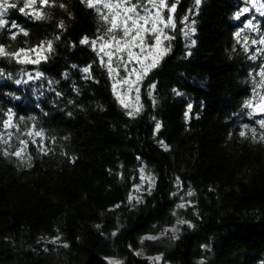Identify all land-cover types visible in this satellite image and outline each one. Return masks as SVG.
Instances as JSON below:
<instances>
[{"label": "trees", "instance_id": "16d2710c", "mask_svg": "<svg viewBox=\"0 0 264 264\" xmlns=\"http://www.w3.org/2000/svg\"><path fill=\"white\" fill-rule=\"evenodd\" d=\"M9 2L5 18L29 35L0 30V44L51 40L53 51L39 64L0 57V264H264V114L249 106L264 98V9L202 0L189 13L194 0H179L170 51L130 116L97 49L80 43L104 35L94 9L57 0L35 20ZM142 175L151 187L132 197Z\"/></svg>", "mask_w": 264, "mask_h": 264}, {"label": "snow or ice", "instance_id": "6c2138e0", "mask_svg": "<svg viewBox=\"0 0 264 264\" xmlns=\"http://www.w3.org/2000/svg\"><path fill=\"white\" fill-rule=\"evenodd\" d=\"M178 2L179 0H171V2L170 0H139V2H136V0H81V3L86 4L88 8L94 9L97 12L106 27L104 35L98 36L95 40H89V38L85 36L80 43L87 44L95 50L97 42H102L99 51L103 52L108 57L106 66L110 76L113 73H118L119 68L122 67L127 73V76L121 81V83L128 85L129 91H132L133 88L135 89L137 101L139 100V83L150 71L159 65L160 60L170 51V47H162V44L163 41L174 38L168 35L165 30L171 29L174 31L176 29L175 13ZM201 3L202 0H194V8L189 9V13L198 9ZM250 3L257 11L264 9V3H261L258 7L256 5V0H250ZM56 6L57 0H23V6L19 7L18 11L26 16L34 17L35 20H43L47 15L44 12V8ZM58 6L65 8L66 10V5L61 3ZM11 8H17V4L10 3L9 0H0V30H6L12 40H15L18 35L27 37L29 33L25 28L15 22L9 24L8 20L5 18L8 10ZM104 10L107 11L105 12ZM249 11L250 9L248 7H244L235 14V18L240 19L241 16ZM165 12L168 13L166 17L164 15ZM261 15H264V12H261ZM187 20L188 16L186 15L181 22L183 23ZM58 26L63 28V22ZM244 28H251L253 31L256 30L251 19L247 20L244 24ZM13 29L16 31H12ZM241 31H243V29H241ZM190 32L194 33L195 29L190 28L189 32H184L185 37L189 36ZM118 33L120 35H117ZM240 34V31L235 33L237 38L240 37ZM56 38L59 39L58 36ZM146 38L154 40L153 43L147 45V50L145 45ZM252 43L255 44L257 41L253 40ZM259 43L264 44V40H260ZM52 44L53 42L51 40L42 41L35 47L27 49L22 47L14 51H9L6 45L0 44V57H6L19 64H39L42 59H47V53L53 51ZM192 44H195L194 40L192 41ZM137 48L139 49V52L134 51V49ZM41 52L45 54L41 55ZM125 53L126 59L124 55ZM113 57L119 62L115 68L113 67ZM133 61L140 65L139 69L132 67L131 70H129L128 65ZM101 62L105 63L103 58H101ZM83 71L88 73L90 68L85 67ZM36 75L39 77L42 73L38 72ZM133 75L135 76L134 80L132 79ZM260 75L264 76V71H261ZM29 79H32V77L29 76ZM152 87L154 88L155 85H152ZM113 91L114 93L116 92L115 83L113 84ZM177 94L179 95V93ZM117 99L125 108L130 107V105L124 102V99L120 95H117ZM249 106L255 107L259 113L264 114V98H262L261 104ZM190 110L191 105H189V111ZM139 111L140 108L136 107L135 111H130L128 115H135ZM13 119L14 116L9 111L7 113V119L2 122L5 132L10 128L15 127ZM258 123L261 128H264V119L259 120ZM159 128L160 125L157 124V131ZM251 131L253 136H255L256 130L253 128ZM7 134L10 139L12 133L7 132ZM27 135L29 137L33 135L36 137H42L43 133L41 131L33 132L30 130ZM240 135L245 136L246 133L242 131L240 132ZM260 139L264 140V135H262ZM0 141L8 143L7 140L3 139V134H0ZM27 143L28 141L21 140L20 144L24 147L11 154L18 158H22ZM4 154L8 155L7 152ZM191 194V192L188 193V195ZM129 199L131 200V197ZM118 206L119 205H117V207ZM178 207L183 208L185 205L180 204ZM180 223H185V221H180ZM113 235H115V233H113ZM144 239L151 240L157 239V237L147 236L144 237ZM153 259L158 261L160 260V257H155ZM110 264H114V262H110Z\"/></svg>", "mask_w": 264, "mask_h": 264}, {"label": "rangeland", "instance_id": "374dc122", "mask_svg": "<svg viewBox=\"0 0 264 264\" xmlns=\"http://www.w3.org/2000/svg\"><path fill=\"white\" fill-rule=\"evenodd\" d=\"M136 2H139V0H136ZM170 2H171V0H170ZM104 11L106 12L107 10H104ZM164 15L166 17L168 15V13L165 12ZM165 31L167 32V29ZM117 35H120V34L118 33ZM153 42H154L153 39L146 38V41H145L146 50H147V45L148 44H151ZM101 43H102L101 41H98L97 42L96 49L99 52L100 57L103 58V60L105 61L104 64L106 65V62L108 60V57L103 52H100L99 51V48H100V44ZM162 47H165V41H163ZM134 51L139 52V49L138 48L137 49H134ZM44 54L45 53L41 52V55H44ZM124 55H125V59H126V53ZM118 63L119 62L116 60V58L113 57V67L114 68L117 67ZM132 67H136L137 69H139L140 68V65L139 64H136L133 61L132 63H130L128 65L129 70H131ZM126 76H127V73L124 71V69L122 67L119 68L118 73H113L111 75L113 84L114 83L116 84V92L114 94H115L116 97H117V95H120L124 99V102L126 104L130 105V107L126 108L129 112L130 111H133L134 112L136 107H139L141 109V106H142L141 105V92H142V82H143V80L139 83V100L137 101L136 100V95L137 94L135 92V89L133 88L132 91H129V86L121 83V81ZM132 79L133 80L135 79V76L134 75H133ZM150 182H151V179H149V177L147 175H142V178H141L140 183L137 184L135 186V188H134L132 197H137L138 198L139 195L142 194V192H145L146 190L150 189V187H151L149 185ZM137 189H139V190H137ZM183 203H185V201ZM177 226H178V224H176L174 227H172L171 230L172 231L176 230ZM109 261L110 262H114V264H121V261L118 260V259H115V258L109 259Z\"/></svg>", "mask_w": 264, "mask_h": 264}, {"label": "water", "instance_id": "95a60500", "mask_svg": "<svg viewBox=\"0 0 264 264\" xmlns=\"http://www.w3.org/2000/svg\"><path fill=\"white\" fill-rule=\"evenodd\" d=\"M261 102H262V101H261ZM261 102H260V103H258L257 105L261 104ZM254 110H255V113H256V115H257V116H261V115H263V114L259 113V112L257 111V109H256V108H254Z\"/></svg>", "mask_w": 264, "mask_h": 264}]
</instances>
